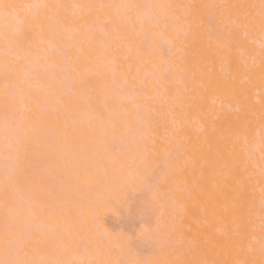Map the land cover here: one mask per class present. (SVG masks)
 I'll use <instances>...</instances> for the list:
<instances>
[{
    "label": "bare ground",
    "instance_id": "1",
    "mask_svg": "<svg viewBox=\"0 0 264 264\" xmlns=\"http://www.w3.org/2000/svg\"><path fill=\"white\" fill-rule=\"evenodd\" d=\"M7 2L83 5L134 0ZM135 2L218 3L232 6L224 9L225 16L236 17L244 9L235 6L259 0ZM180 15L190 19V28L177 35L161 23L152 29L144 46L140 25L132 29L119 14L107 9L41 10L30 29L32 35L26 47L33 56L41 57L40 64L63 62L69 69L57 98L46 103L36 92L27 106L32 114L30 126L66 136V141L57 145H41L37 140L30 153V183L39 197L37 203L71 205L90 192L106 188L111 193V181L127 176L133 170V160L143 161L157 171L163 166V190L174 201L172 207H155V215L145 216L170 225L174 243L169 246L160 237L158 243L137 238L131 251L120 253H109L107 242L96 243L92 208L85 207L86 215L79 221L60 215L42 217L49 226L56 221L65 224L73 234L78 233L77 240L93 241L86 249L70 243L69 258L114 261L143 257L175 260L178 264H232L238 255L247 222L246 205L253 198L258 205L260 197L259 169L251 166L239 144L248 135L256 146L254 163L258 164L264 67L258 55L254 64L243 63L226 36L209 35L206 24L201 27L198 23L197 10H184ZM49 16L62 21L63 36L59 34L61 28L49 22ZM97 17L101 22L104 18L110 20L107 35H95L101 27V23L94 22ZM86 35L91 38L82 43ZM4 47L0 38V104L5 85ZM17 70L25 71L23 61ZM85 104L90 120L78 115ZM138 114H142L141 119H137ZM126 123L139 129L134 141L129 139ZM84 144H91V150L82 151ZM249 173L253 174L252 180L248 179ZM138 192V187L132 189L127 204L101 212L108 229L139 237L145 202ZM241 258L258 261L260 257L257 251Z\"/></svg>",
    "mask_w": 264,
    "mask_h": 264
},
{
    "label": "snow or ice",
    "instance_id": "2",
    "mask_svg": "<svg viewBox=\"0 0 264 264\" xmlns=\"http://www.w3.org/2000/svg\"><path fill=\"white\" fill-rule=\"evenodd\" d=\"M232 7L218 3H204L199 5L183 3L161 2H129L112 4H55L46 3H14L0 0V38L5 42L3 51L2 74L5 81L3 100L0 104V168H2V188H0V264H178L175 260H153L140 257L131 260H99L84 258H69L70 243H76L80 248H88L93 241L77 240L71 228L56 221L52 225L43 223L44 216H63L65 219L75 217L78 221L86 215L84 208H92L91 221L97 229L98 245L107 242L109 253L131 251L134 239L142 238L146 242L158 243L157 237L165 239L170 246L174 243L171 226L162 224L159 219H145V216L155 215V207H172L174 201L164 192L165 180L163 166L157 168L145 164L143 161H132V171L127 176L121 175L111 181L113 191L108 193L106 188L97 192H90L88 197L81 196L78 203L65 205L43 206L37 203L39 197L31 187V173L28 168L30 153L38 140L41 145H57L66 141V136H60L45 129H36L29 125L31 112L27 111L28 103L34 94L39 92L47 103L50 98H57L66 81L69 69L63 62H45L40 64L41 57L33 56L26 45L31 38L33 23L39 19L41 10L83 8L88 10L107 9L120 15L126 24L135 29L140 25L144 40L141 46L152 35V29L159 28L161 23L165 28H171L179 35L190 28L192 22L187 16H181L184 10H197L198 23L201 27L206 24L209 35L226 36L233 51L239 53L242 62L255 63L256 56L264 67V0L258 3L235 6L244 9L242 15L236 17L225 16L224 9ZM50 23L61 28L62 21L47 17ZM95 23H101L95 35H107L110 20L97 17ZM64 35L63 30L59 33ZM91 37L85 36L87 42ZM71 39V37H69ZM47 54H44L46 60ZM23 61L25 71L17 70V65ZM147 80V74H145ZM115 86V81H113ZM264 94V80L261 82ZM78 115L84 119H91L88 105ZM255 118L256 113H251ZM138 114L137 119H141ZM259 161L255 164L254 152L256 146L248 135H244L239 144L251 166L258 167L260 197L257 205L255 198L249 201L245 208L247 222L242 231L244 233L237 257L232 264H264V100L260 103L259 111ZM245 123L244 127L247 128ZM130 141H134L139 129L130 123L125 124ZM81 150L88 152L91 144H84ZM249 180L253 174L249 173ZM139 188L138 195L144 199L141 213L143 221L139 237L125 234L123 231L114 232L104 224L101 212L104 209L122 206L128 203L129 195L134 188ZM75 195V194H73ZM82 223V222H81ZM165 229H167L165 231ZM64 246L61 248L60 244ZM259 252V260L241 258ZM174 254V250H173ZM139 255V253H136ZM203 264V262H202Z\"/></svg>",
    "mask_w": 264,
    "mask_h": 264
}]
</instances>
